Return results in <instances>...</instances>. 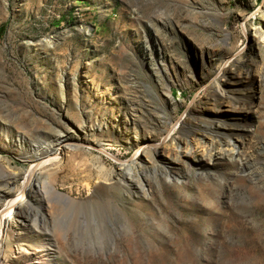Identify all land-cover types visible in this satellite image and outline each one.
Here are the masks:
<instances>
[{
  "label": "rangeland",
  "instance_id": "rangeland-1",
  "mask_svg": "<svg viewBox=\"0 0 264 264\" xmlns=\"http://www.w3.org/2000/svg\"><path fill=\"white\" fill-rule=\"evenodd\" d=\"M18 135L71 147L49 162ZM156 145L180 161L154 167ZM139 157L144 198L99 179ZM37 164L58 194L24 206L37 227L0 264L20 244L53 264H264V0H0V217Z\"/></svg>",
  "mask_w": 264,
  "mask_h": 264
},
{
  "label": "bare ground",
  "instance_id": "bare-ground-1",
  "mask_svg": "<svg viewBox=\"0 0 264 264\" xmlns=\"http://www.w3.org/2000/svg\"><path fill=\"white\" fill-rule=\"evenodd\" d=\"M49 45L52 47V44H49ZM217 88L219 89L222 97L223 96L228 97L226 91L222 89L221 85H218ZM108 119H109L108 117L102 119L104 121H102L99 125H97V128H95L96 125H93L92 129L84 128L83 132L85 134H87V132H91V131H106L105 126L108 123ZM194 120L198 123H201V125H203L205 127V128L204 127L201 128V127L196 126V127H194L195 129H197L198 131H204L208 135L211 134V136H213V137L218 133V131H220L222 128L227 126L224 121L216 119L214 117H207L204 114H199V116L194 117ZM115 127H117V126L115 125ZM187 135L184 136L186 138V139L185 138L184 139L186 140L187 149L182 151V152H179V153L180 154L182 153V155L185 157H190V156L194 155L193 140H187ZM71 140L75 143H82V144H86L89 146H93L89 142H87V140L82 139V137L80 136L79 133H73ZM81 140H82V142H81ZM166 140H167V136L163 139L161 146H165L166 149H169L170 147H172V146L174 147V145H175L176 147H174V149L176 148V151H177V149H178V151H180L181 146H179L178 143H176V144L174 143L177 141L176 139L173 141V144H168V142ZM13 141L15 142L14 143L15 146L26 147L27 150H31V153L34 151V153L37 155L41 153V155H45V156L47 155V157L54 156V158L51 157V159L48 160L49 162H51L52 160L53 161L57 160V156L64 149L71 147V145L69 144V140L65 136L59 137L53 143H50V144L49 143H43V144L35 145L31 141H29L28 138H26L23 135L15 136L13 138ZM128 144L129 145L133 144L131 139L128 141ZM204 144L205 143L203 141H202V143H200V145L202 146L204 153H205L207 148H208V145H206V144L204 145ZM161 146L160 145L154 146V151L152 153L145 152V154L147 155L146 160L152 162V164L155 165L154 167H156L157 164H161L162 166H164V164H165L164 162L168 161L167 157L168 156H169V158L171 157V154L168 153L170 155H168L167 157H164V158L162 157V161H158L155 158V156L157 155V152H158L157 150ZM138 152H140V151H138ZM141 155H142V153H141ZM19 158H21L22 160L26 159L23 155H20ZM58 158H59V156H58ZM139 159H140V157H139ZM180 159L179 158L176 160L171 159L169 161V164H173L174 161L175 162L180 161ZM2 160L4 161L3 163L5 164V166L7 168H10L9 162L4 160V159H2ZM48 161L46 163H48ZM144 162H145L144 160L139 161V160L134 159L131 162L132 166L129 164H124L123 166H125V167L122 170H120V172L118 174L119 175L118 179L117 180L115 179L116 181L113 178H111L112 177L111 175L103 176L101 173H100L101 177L99 179H102L103 181L110 182V183L112 182L113 184L115 183V185H117V189L121 190V192L132 193L131 191H132L133 187L141 188L142 192L144 193V195L141 197L144 198L147 195V192L145 189V184L143 183V179H142V175H143L142 174L143 173L142 168L145 165ZM56 163H54V164L56 165ZM48 164H50V163H48ZM39 165L40 164H37L30 171V176L24 185V189L20 195L21 197H19L17 199V201H15V203L13 201H11V202L9 201V203L6 206V210L4 212L5 218L0 217L1 221L4 222V224L2 223L3 226L5 225L4 236L2 239H0V253H2L3 247H7L8 240L15 243V244H19L22 241H27V239H31V236H29V235H31L30 234L31 229L28 228L27 226L30 225V226L35 227V225H36V227H37L38 219H37V217H35V218H34V216L32 217L30 213H27L23 209L24 206H29L30 208L35 206V205L41 206L45 202V195L47 194L45 192H46L47 188H50V190L52 189V192L54 194H58L54 190V188L51 187L49 181H47V179H45V177L44 178L38 177V179L35 178V176H37V174H36L37 173V167H39ZM134 168H135L136 172H134ZM103 170L101 168V171H99V172H102ZM102 173H105V172L103 171ZM1 193L7 194V195L10 194V192H5V191H2ZM44 193H45V195H44ZM64 198L68 199L66 196ZM48 199L49 198H47V200ZM47 207H50V206H47ZM30 211H31V209H30ZM22 232H25L28 236L27 235H26V237L22 236V234H23ZM50 245L52 246V244H50ZM18 247H17L18 249L16 251L12 252L10 256L8 255L9 257L6 256L7 259H9V260L6 259L5 261H3L2 264H8V263H10V264H53V263H55V261H56V263L58 262L56 260V258H53L54 255H52V253L50 252L51 249L46 247V246H39V245L36 246V248H37L36 253L38 255V257L36 256V258H35L36 261H33V259H31V257H30V253H28V252H30V250H32L29 245L23 246V244L22 245L20 244V245H18ZM4 258H5V256H4ZM49 259H52V260H49Z\"/></svg>",
  "mask_w": 264,
  "mask_h": 264
},
{
  "label": "trees",
  "instance_id": "trees-1",
  "mask_svg": "<svg viewBox=\"0 0 264 264\" xmlns=\"http://www.w3.org/2000/svg\"><path fill=\"white\" fill-rule=\"evenodd\" d=\"M1 32H2V30H1Z\"/></svg>",
  "mask_w": 264,
  "mask_h": 264
}]
</instances>
